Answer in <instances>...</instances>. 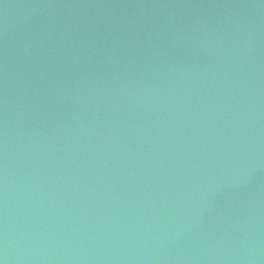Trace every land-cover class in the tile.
<instances>
[{
	"label": "water",
	"instance_id": "95a60500",
	"mask_svg": "<svg viewBox=\"0 0 264 264\" xmlns=\"http://www.w3.org/2000/svg\"><path fill=\"white\" fill-rule=\"evenodd\" d=\"M0 264H264V0H0Z\"/></svg>",
	"mask_w": 264,
	"mask_h": 264
}]
</instances>
